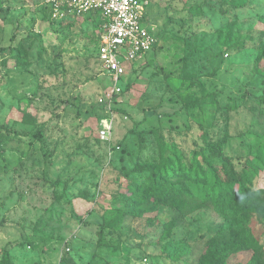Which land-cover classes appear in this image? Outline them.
<instances>
[{
  "label": "rangeland",
  "instance_id": "374dc122",
  "mask_svg": "<svg viewBox=\"0 0 264 264\" xmlns=\"http://www.w3.org/2000/svg\"><path fill=\"white\" fill-rule=\"evenodd\" d=\"M145 15L157 45L109 103L96 15L0 0V264L4 247L8 264H198L227 226L251 232L264 256V167L238 221L212 207L137 215L129 197L136 168L162 153L206 157L212 180L261 154L264 0H149Z\"/></svg>",
  "mask_w": 264,
  "mask_h": 264
},
{
  "label": "trees",
  "instance_id": "16d2710c",
  "mask_svg": "<svg viewBox=\"0 0 264 264\" xmlns=\"http://www.w3.org/2000/svg\"><path fill=\"white\" fill-rule=\"evenodd\" d=\"M148 61L152 64L153 57ZM202 161L204 163L196 158L195 153L187 160L183 153L173 150L170 154L162 153L154 163L137 167L141 180L129 189L130 202L135 209L131 213L141 215L142 211L158 205L174 207L181 212L212 207L233 220L243 219L257 195L250 185L258 170L264 167V148L259 156L255 155L239 171L225 174L222 180L208 177L205 166L210 163L206 157H202ZM256 210L264 214V207ZM243 249H250L253 253L244 264H264L261 245L251 232H245L243 227L240 230L221 227L206 241L198 264H228L230 253ZM2 253V264H8L6 247Z\"/></svg>",
  "mask_w": 264,
  "mask_h": 264
},
{
  "label": "built area",
  "instance_id": "2783aa9c",
  "mask_svg": "<svg viewBox=\"0 0 264 264\" xmlns=\"http://www.w3.org/2000/svg\"><path fill=\"white\" fill-rule=\"evenodd\" d=\"M51 14L58 19L77 15H96L100 21V42L96 57L111 82L108 102L126 85L128 67L152 52L156 34L145 24L149 0H47ZM101 101V100H100ZM98 132L105 139L111 128L109 119L101 120Z\"/></svg>",
  "mask_w": 264,
  "mask_h": 264
}]
</instances>
